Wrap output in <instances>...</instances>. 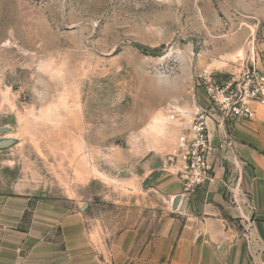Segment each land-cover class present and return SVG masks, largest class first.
Here are the masks:
<instances>
[{"label":"rangeland","instance_id":"1","mask_svg":"<svg viewBox=\"0 0 264 264\" xmlns=\"http://www.w3.org/2000/svg\"><path fill=\"white\" fill-rule=\"evenodd\" d=\"M251 50L264 66V0H0V201H27L16 229L52 201L102 252L125 229L177 231L157 178L175 176L195 78L238 75Z\"/></svg>","mask_w":264,"mask_h":264},{"label":"crops","instance_id":"2","mask_svg":"<svg viewBox=\"0 0 264 264\" xmlns=\"http://www.w3.org/2000/svg\"><path fill=\"white\" fill-rule=\"evenodd\" d=\"M255 110L228 130L231 155L218 149L222 133L208 123L214 177L194 195L185 198L175 176H158L177 231L147 238L125 229L102 252L84 219L58 202H35L31 222L16 229L28 203L2 200L0 264H264V107Z\"/></svg>","mask_w":264,"mask_h":264},{"label":"built area","instance_id":"3","mask_svg":"<svg viewBox=\"0 0 264 264\" xmlns=\"http://www.w3.org/2000/svg\"><path fill=\"white\" fill-rule=\"evenodd\" d=\"M195 83L201 87L203 98L195 102L187 126L181 120V131L169 155L185 198L194 195L214 177L208 160L214 149L210 143L208 123L212 122L222 133L218 149L225 155H231L234 149L228 130L240 120L253 119L256 105L264 107L261 55L251 50L247 64L238 75L203 71L196 76ZM177 117L176 112L169 115V119L174 121Z\"/></svg>","mask_w":264,"mask_h":264},{"label":"bare ground","instance_id":"4","mask_svg":"<svg viewBox=\"0 0 264 264\" xmlns=\"http://www.w3.org/2000/svg\"><path fill=\"white\" fill-rule=\"evenodd\" d=\"M164 118H156L155 119L154 129L156 131H160V130L164 129V123H166V120Z\"/></svg>","mask_w":264,"mask_h":264}]
</instances>
